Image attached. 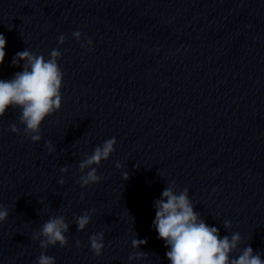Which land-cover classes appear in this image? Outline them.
Here are the masks:
<instances>
[{
  "label": "clouds",
  "instance_id": "clouds-1",
  "mask_svg": "<svg viewBox=\"0 0 264 264\" xmlns=\"http://www.w3.org/2000/svg\"><path fill=\"white\" fill-rule=\"evenodd\" d=\"M76 41H81L83 34L80 31L73 32ZM86 43H81L82 48L91 49L93 41L85 38ZM6 38L0 34V65L5 59ZM65 37L58 38V44L63 45ZM62 53L53 49L46 60L43 55H36L27 48L17 52L12 59V65L18 66L24 61L23 71L15 73L10 80H0V117H4L9 108H19L21 115L19 123L24 125L23 131L15 123L11 124L10 131L30 137L33 143L41 141V125L44 120L59 111L62 104L63 72L58 64ZM117 140L115 137L107 139L102 145L94 148L91 155H85L79 162L80 176L77 183L81 188L89 187L101 182L103 177L98 175L97 169L103 161H107L115 151ZM45 147L51 153L55 151L51 141L45 142ZM117 168L121 164L117 162ZM61 173H68V166L59 169ZM129 178L128 173L123 174V179ZM63 185V177L58 181ZM83 199V196H81ZM155 219L153 227L158 233V238L165 242L169 249L166 257L170 264H264L259 252H254L251 246L240 250L239 255L232 258L243 243L241 235L236 232L223 236L219 235V229L209 226L201 218V214L194 211V204L189 198L188 188L177 193L176 185L166 186L161 197L154 201ZM95 209L84 211L80 216L74 217L77 231H83L89 225ZM9 212L6 207L0 205V223L6 222ZM225 229L231 227V221L225 220ZM70 225L64 215L51 216L36 232L32 239L39 240V247L47 250L50 246L59 244L61 248L68 246L66 233ZM90 250L98 257L105 247L104 233H94L89 237ZM147 239H133L132 247L140 249L146 245ZM81 242L76 240V247ZM42 251L37 264H56L55 257L48 256ZM147 253L139 251L129 255L128 260H140L147 258Z\"/></svg>",
  "mask_w": 264,
  "mask_h": 264
}]
</instances>
